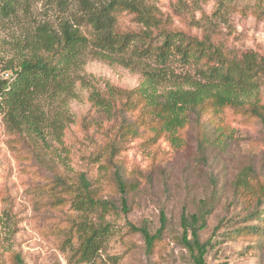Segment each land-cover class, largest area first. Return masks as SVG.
Segmentation results:
<instances>
[{
	"label": "rangeland",
	"instance_id": "rangeland-1",
	"mask_svg": "<svg viewBox=\"0 0 264 264\" xmlns=\"http://www.w3.org/2000/svg\"><path fill=\"white\" fill-rule=\"evenodd\" d=\"M125 1L132 0H20L12 14L0 15V77L32 53L41 29L60 34L67 22L87 36L90 7L98 11ZM134 2L155 22L153 38L135 40L134 48L111 61L85 51L67 93L33 107L43 139L13 130L0 108V264H191L179 241L182 211L206 215L199 235L202 242L211 240L207 264H264V128L251 111L252 104L264 107V76L257 69L264 58V0ZM116 21L119 32L143 28L128 9L118 10ZM164 30L206 40L255 72L253 87L235 92L243 106L206 101L187 111L182 128L171 133L144 101L131 99L125 107L121 94L140 89L149 73L158 76L155 96L205 83L202 63H185L176 51L164 65L156 63L152 56ZM93 96L105 103L115 99L116 114L96 107ZM82 175L93 200L112 204L106 213L78 203ZM161 213L165 229L147 251L130 226L144 224L153 234ZM97 227L103 228L99 249L84 261L83 237Z\"/></svg>",
	"mask_w": 264,
	"mask_h": 264
},
{
	"label": "trees",
	"instance_id": "trees-1",
	"mask_svg": "<svg viewBox=\"0 0 264 264\" xmlns=\"http://www.w3.org/2000/svg\"><path fill=\"white\" fill-rule=\"evenodd\" d=\"M79 1L84 5L87 3V0ZM0 2V15L4 17L12 14L20 4V0H0ZM125 9L131 10L137 16L138 23L143 25L138 32L123 33L117 30L116 13L118 10ZM85 24L89 27L87 36L78 28L71 29L67 22L60 25V34L51 29H41L31 44L32 53L22 56L16 63H10L3 70L4 75L0 77V108L3 112L6 111L5 120L13 130L33 133L36 137L43 139L39 128L40 121L36 115L37 110L33 107L48 97L67 93L72 69L81 55L89 49L100 59L111 61L114 57H121L126 51L128 52L135 40H151L152 30L155 27L152 17L149 14H142L137 9L134 0L112 2L98 11L90 7L85 16ZM159 36L162 39L161 47L157 48L152 56L156 63L164 65L176 51L185 63H202L205 67L203 72L205 83L197 84L193 91H172L166 96H155L154 83L158 76L149 73L146 83L142 84L140 89L121 94L127 96L124 102L125 107L130 106L128 101L131 99L144 101L151 108L153 118L161 122V129L166 133H171L174 129L182 128L186 121L187 111L200 109L206 101H211L216 107L239 108L243 106L235 92H242L246 87H253V77L256 73H252L248 66L240 63L236 57L214 48L206 40H193L181 32L167 30L159 32ZM146 53L151 55L152 51L146 50ZM257 69L264 76V58L260 59ZM5 74L8 75L7 78L4 77ZM112 92L114 94V90ZM111 99L105 103L98 96H93L91 100L96 107L105 110L107 114L115 115L116 112L112 111L115 99ZM251 111L260 119L264 128V107L252 104ZM121 113H123L122 109ZM123 129L126 127L119 128L120 131ZM127 132L134 134L135 130L126 129L125 133ZM114 177L121 195L122 211L127 212L124 182L117 170L114 172ZM80 183L84 194L81 193V196H78L79 204L84 205L87 202L92 207L98 206L102 214L112 207V204L102 199L93 200L90 194L91 185L83 175L80 177ZM159 223V229L153 234L144 224L138 227L130 226L133 232L142 236L147 251H150L155 242L161 238L165 229L166 218L162 213ZM205 227V214L187 215L182 211L179 241L188 252L191 264H207L206 255L211 246V240L202 242L199 235ZM101 231H103L101 227L90 229L89 234L83 237L80 255L84 261H89L99 249Z\"/></svg>",
	"mask_w": 264,
	"mask_h": 264
},
{
	"label": "built area",
	"instance_id": "built-area-1",
	"mask_svg": "<svg viewBox=\"0 0 264 264\" xmlns=\"http://www.w3.org/2000/svg\"><path fill=\"white\" fill-rule=\"evenodd\" d=\"M8 77V75L7 74H5V78H7Z\"/></svg>",
	"mask_w": 264,
	"mask_h": 264
}]
</instances>
